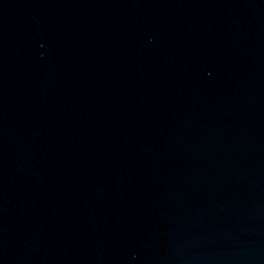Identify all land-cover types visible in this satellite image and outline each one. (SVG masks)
<instances>
[{"label": "water", "instance_id": "water-1", "mask_svg": "<svg viewBox=\"0 0 264 264\" xmlns=\"http://www.w3.org/2000/svg\"><path fill=\"white\" fill-rule=\"evenodd\" d=\"M0 264H264V0H0Z\"/></svg>", "mask_w": 264, "mask_h": 264}]
</instances>
